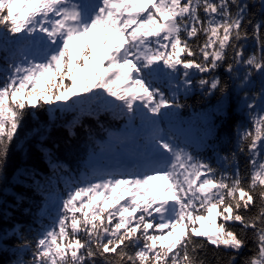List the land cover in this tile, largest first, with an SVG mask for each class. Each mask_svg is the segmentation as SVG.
I'll use <instances>...</instances> for the list:
<instances>
[{
  "label": "snow or ice",
  "instance_id": "obj_1",
  "mask_svg": "<svg viewBox=\"0 0 264 264\" xmlns=\"http://www.w3.org/2000/svg\"><path fill=\"white\" fill-rule=\"evenodd\" d=\"M0 264H264V0H0Z\"/></svg>",
  "mask_w": 264,
  "mask_h": 264
},
{
  "label": "trees",
  "instance_id": "obj_2",
  "mask_svg": "<svg viewBox=\"0 0 264 264\" xmlns=\"http://www.w3.org/2000/svg\"><path fill=\"white\" fill-rule=\"evenodd\" d=\"M195 97H192L191 98V100L189 101L190 103H194V101H195ZM191 115V110L190 109H184L182 112H181V116L182 117H184V118H187L188 116H190ZM229 131H231V129H229ZM13 163H15L16 162V153H15V150L13 151V161H12ZM17 218H21L20 217V214L19 213H17Z\"/></svg>",
  "mask_w": 264,
  "mask_h": 264
},
{
  "label": "rangeland",
  "instance_id": "obj_3",
  "mask_svg": "<svg viewBox=\"0 0 264 264\" xmlns=\"http://www.w3.org/2000/svg\"><path fill=\"white\" fill-rule=\"evenodd\" d=\"M103 30H101V32H102ZM133 191H134V189H133ZM122 203H123V201H122ZM181 231V229H176V232L178 233V232H180ZM171 239V237L169 238V240ZM167 242V241H166Z\"/></svg>",
  "mask_w": 264,
  "mask_h": 264
}]
</instances>
